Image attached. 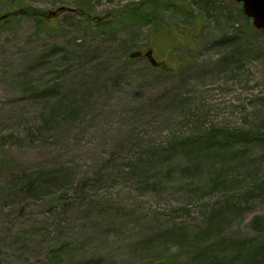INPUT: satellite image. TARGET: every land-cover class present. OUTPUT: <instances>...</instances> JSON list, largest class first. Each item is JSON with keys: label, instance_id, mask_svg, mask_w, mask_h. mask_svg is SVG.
<instances>
[{"label": "rangeland", "instance_id": "1", "mask_svg": "<svg viewBox=\"0 0 264 264\" xmlns=\"http://www.w3.org/2000/svg\"><path fill=\"white\" fill-rule=\"evenodd\" d=\"M10 2L0 264H264V30L242 4ZM149 51L161 68L129 57Z\"/></svg>", "mask_w": 264, "mask_h": 264}, {"label": "water", "instance_id": "2", "mask_svg": "<svg viewBox=\"0 0 264 264\" xmlns=\"http://www.w3.org/2000/svg\"><path fill=\"white\" fill-rule=\"evenodd\" d=\"M235 1L239 4H242L243 12L245 16L252 21L253 27L256 30H264V0H235ZM59 11L60 12L66 11V8H61ZM74 13H78V12L75 11ZM8 17L9 15H4L3 17L0 18V21L7 19ZM141 55L142 54L140 52H135L130 54V58H138ZM146 58L149 59L150 64L152 66L154 67L160 66V64L156 63V61L152 58V51L146 54Z\"/></svg>", "mask_w": 264, "mask_h": 264}, {"label": "trees", "instance_id": "3", "mask_svg": "<svg viewBox=\"0 0 264 264\" xmlns=\"http://www.w3.org/2000/svg\"><path fill=\"white\" fill-rule=\"evenodd\" d=\"M10 1H11L10 2L11 3V7L10 8H12V9L17 8V6H22V2H21L22 0H10ZM28 14H29V12H27L25 10H19V11H16V12L7 13L5 15H9V17L7 19H4V20L0 21V28L6 22H10V20H11L12 17H18V16H21V15H28ZM125 21H126V19H119V20L110 19V20H107L106 22H104V25H103L104 28L101 27V26L95 25V26H93L94 27L93 30L95 32H98V33H106V32H108L110 30L115 29L116 25H121V24H118V23H124ZM38 22H39V25H40V23L43 22V19L38 20ZM153 264H165V262L164 261H161V262H156V263H153Z\"/></svg>", "mask_w": 264, "mask_h": 264}]
</instances>
